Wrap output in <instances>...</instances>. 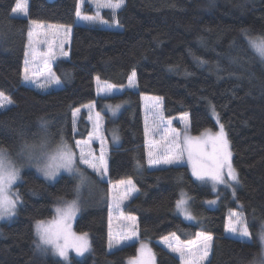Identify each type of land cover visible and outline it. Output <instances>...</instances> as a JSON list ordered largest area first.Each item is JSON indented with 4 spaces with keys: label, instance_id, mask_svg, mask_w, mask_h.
Masks as SVG:
<instances>
[{
    "label": "trees",
    "instance_id": "16d2710c",
    "mask_svg": "<svg viewBox=\"0 0 264 264\" xmlns=\"http://www.w3.org/2000/svg\"><path fill=\"white\" fill-rule=\"evenodd\" d=\"M15 2L0 0V91L14 101L0 111V148L16 159L24 143L39 144L41 138L46 146H74L88 135L90 125L82 115L75 132L73 111L95 102L107 119L109 182L131 178L139 189L124 212L137 217L141 241L150 243L156 264H180L157 240L172 233L191 240L200 231L213 236L207 264H251L259 259L257 234L264 225V62L248 47L242 30L249 37H264V0H126L116 15L122 29L76 24L78 0H29L28 15L20 17L11 13ZM103 17L112 18L109 12ZM31 21L74 26L70 57L52 66L61 79L59 88L42 92L22 80ZM133 71L137 89H126ZM97 76L119 93L97 97ZM144 94L162 98L166 117L189 113L194 136L218 130V117L240 181L235 195L226 194L218 208H210L205 201L215 193L195 179L188 164L147 167ZM106 106H119L116 116ZM114 134L118 140H113ZM77 183L70 175L49 183L34 169L22 171L14 187L22 203L14 220L0 225V264H129L138 257L141 241L108 252L107 183H98L103 191L75 223L76 233L90 235L84 258L64 262L36 249L35 222L51 219L55 207L62 205L59 198L74 199ZM184 193L192 199L198 223L185 221L176 209ZM232 210L246 218L251 242L225 236Z\"/></svg>",
    "mask_w": 264,
    "mask_h": 264
},
{
    "label": "snow or ice",
    "instance_id": "6c2138e0",
    "mask_svg": "<svg viewBox=\"0 0 264 264\" xmlns=\"http://www.w3.org/2000/svg\"><path fill=\"white\" fill-rule=\"evenodd\" d=\"M97 11L101 8L111 9L114 12L121 9L125 0H93ZM85 0H79V6L76 10V16L80 20L100 23H107L100 19L99 15H81V7ZM28 0H16L15 6L11 9V13L16 15H27ZM118 23V21H117ZM34 29L42 28L43 25L37 21H31ZM54 27V26H53ZM70 33L71 29H67ZM248 47L252 50L261 62H264V37L252 38L247 35L246 30H242ZM28 48L34 55V31L32 28L28 31ZM39 41H36L38 43ZM62 47V45H61ZM61 56L67 57L68 53L61 51ZM29 52H25L24 67L22 72V80L25 83H34L38 88L47 89L52 85H59L61 79L51 71L49 61L56 58L51 45H49L46 59L44 60V68L47 72L45 75L42 72L34 71L30 68V61L28 59ZM35 58V55H34ZM203 62V61H202ZM136 73L133 71L129 76V87H135ZM99 82V77H96ZM115 86L110 85L105 90L111 91ZM162 100V98H154ZM14 101L10 96H7L3 91H0V109H6L13 105ZM119 107V106H117ZM76 109V113H79ZM74 113V116L75 114ZM99 114H97V117ZM155 120L162 127L153 128V131H160L164 133V146L157 147L156 151L150 150L148 153L149 168H158L165 165H180L185 159V150L187 149V160L191 164L192 174L200 181H211L214 188L216 185H225L232 187V184H239V177L231 164V152L229 151L228 140L224 131V126H219V132L215 135H208L205 133L206 139L192 138L188 135V121L187 114H184L181 119L185 121L184 133L181 135L176 130H171L169 138V126L171 120L164 121L162 111L157 110L154 113ZM91 119V117H89ZM41 127H46V122L41 121ZM146 135L148 134L147 122L145 128ZM113 140H118L114 134ZM92 136L90 135L87 141H75V147L79 152L73 151V148L68 144H62L55 154H48L44 151L46 140L41 138L39 144L24 143L20 156H23L29 165L35 163V167L39 173H42L44 178L48 181H53L57 178L61 171L67 172L73 176L78 177L74 191L79 194L82 186L88 182V177L81 168L91 170L100 179H105L107 175V161L105 158V150L102 148L99 157H96L92 151H85L82 144H90ZM211 144V152L205 150V146ZM79 163V166H78ZM139 167V165H138ZM226 170V171H225ZM227 177V181L225 179ZM20 179L19 169L8 158V152L4 148H0V219L11 218L16 214L17 205L22 203L19 192H12L13 186ZM118 184L121 186L119 190L115 187L112 190V208L121 211V205L128 200L133 194H139V189L135 186L133 180L128 178L120 180ZM233 195H235V188H232ZM11 193V195H9ZM14 197V198H13ZM62 205L55 207L56 219L53 221L38 220L35 222L34 230L37 236L36 249L47 253L51 251L53 255L68 260L69 249H74L78 255H84L90 251V245L87 239L88 234L82 233L76 235L71 232V221L80 211L79 204L76 200L63 201L59 198ZM209 204L215 203L208 201ZM188 200L181 198L176 202V209L185 219L195 220V217L188 211ZM235 217L234 221L233 218ZM120 223L114 231L112 227V217L109 216V230L107 247L111 251L118 248L126 241L133 240L139 236L138 219L135 216L124 217L122 212L119 217ZM229 233L234 234L238 239L245 243L252 240V233L247 226L246 218L239 212L233 213L230 216L227 227ZM258 239L260 244L259 259L254 258L251 264H264V225L261 226ZM195 241H189L187 244L179 243V238L175 233L163 237V243L167 250L172 254H177L181 260V264H205L208 260L211 251V242L213 236L210 233H197ZM139 257L130 260L129 264H155L154 253L147 245L141 243L139 250Z\"/></svg>",
    "mask_w": 264,
    "mask_h": 264
},
{
    "label": "rangeland",
    "instance_id": "374dc122",
    "mask_svg": "<svg viewBox=\"0 0 264 264\" xmlns=\"http://www.w3.org/2000/svg\"><path fill=\"white\" fill-rule=\"evenodd\" d=\"M78 2H79V0H78ZM28 6H29V0H28ZM80 7H81V15H92V16L99 15L100 19L103 20V21H106L107 23H100L99 21L89 22V21L80 20L77 17L76 18V24L99 25V26H102V27L104 26V27L111 28V29H122V26L119 23H117L118 20H117L116 15H117L118 11H120L124 6L121 9L116 10L115 12L113 10L107 9V8H101L99 10V12H98L93 0H85V3L82 6H80ZM105 12H109L111 14V17H112L111 20L105 19L103 17V14ZM27 15H28V8H27ZM16 16L20 17V16H24V15H16ZM38 23L42 24L43 27L39 28V29H34L33 26L30 23V28H32L33 31H34L33 49H34L35 58H34L33 52L28 50V52H29L28 59L30 61V68L32 70L37 71V72H42L45 75H47V72H46V70L44 68V60L46 59V53L48 52L49 45H51V47L53 48V51L56 54V58L49 61L50 66H51V71L54 73V71L52 70V66L54 65V63L57 60H59L60 58H69L70 57V48H71V44H72L74 26H64V25L48 24V23H41V22H38ZM30 28H29V30H30ZM68 28L71 29L70 33H68V31H67ZM257 37H260V36H257ZM252 38H256V37H252ZM36 41H39V42L36 43ZM61 45H62V47H61ZM61 51L67 52L68 53L67 57L61 56V54H60ZM135 81H136V86L135 87H129V81H128L126 89L136 90L137 89V79H136V77H135ZM25 84H27V85H29V86H31V87L39 90V91H42V92H46V91H49V90H52V89H55V88H59L61 86V83H60L59 85H52L51 87H49L47 89H41V88H38L34 83H25ZM110 85H112V84L109 83V82H102V81L98 82L97 81L96 82V95H97V97L106 98V97L114 96V95L119 93L120 89H118L116 87H114L111 91H106L105 89L108 86H110ZM154 98H157V97L152 96V95H147V94L141 95L143 126H144V134H145V143H144V145H145V149H146V156H147L146 159H147V161H148V153H149V151L152 150V151L155 152L157 147H161L162 148L164 146V143H165V141L163 139L164 133H162L160 131H153V128L162 127L161 125L158 124V122L155 120V117H154V113L158 109L162 111V115H163V118H164L165 122H167L168 120H171V125L169 126V129H168L169 138H170L171 130H176V131L180 132L181 135H183L184 128H185V121L182 120L181 117L184 114H187L188 135L190 137H192L194 139L199 137V138H201V140H203V139H206L205 133H207L208 135H215V134H217L219 132V128H218V130H216V131L206 130L201 135L194 136L192 134V132H191V123H190V115H189V113H182V114L174 116V117H166L165 114H164V111H163L162 100L158 101V100H156ZM110 107L111 106H108V107L106 106V108L108 110L110 109L111 114L113 116H116V112L119 109V107L116 106L115 109H111L113 107H111V108ZM78 109L80 110L79 113H76V110L73 111V120H74V125H75V132H78L77 131V124H78V122H79V120H80L82 115H85V120L90 125V131H89L88 135L84 139H81L79 141H82V142L83 141H87L89 136L90 135L92 136V141H91L90 144H82L81 146L84 147L86 152L89 151V150L92 151V153L96 157L100 156L101 149L103 148L105 150V158L107 159V154L110 151V147H109V144H108L107 139H106V122H107L106 116L97 111L95 102L93 104H89V105L87 104L85 106H82V107H80ZM1 110H4V109H0V111ZM74 113H76L75 116H74ZM97 114H99L98 117H97ZM89 117H91V119ZM217 120H218V123H219V126H220L222 123L220 122L218 117H217ZM146 122H147V128H148V134L147 135H146V132H145ZM224 131L226 133V137H227V140H228V136H227V132H226L225 127H224ZM64 143H66V142H62V143L60 142L59 144H56L54 146H49V145L45 146L44 151L47 152L48 154H55L57 149ZM66 144L71 146L73 148V151H76L77 153L79 152V149H77L75 147V145L72 146L69 143H66ZM228 145H229V151L231 152V164H232V167L234 168L233 161H232L233 160L232 150H231V146H230L229 140H228ZM205 150L208 151V152H211V144L206 145L205 146ZM185 152H187V149L185 150ZM184 155H185L184 162L182 164H180V165L188 164L189 167H190V170L192 172V167H191V164L187 160L186 153ZM8 158L15 164L16 168H18L19 172H20V179L16 182V184L13 186V188L11 190L12 192H14V187L21 180L22 171L24 169H27V168L34 169L35 171H37V169L35 167V163H33L32 165H29L27 160L23 156H20L19 154H17V158L15 159L14 157H12L8 153ZM78 166H79V163H78ZM166 166H173V165H165V166H161V167H166ZM147 167L149 168L148 163H147ZM161 167H158V168H161ZM149 169H151V168H149ZM81 171L85 172V175L88 177V182H87L86 185L81 187L79 194L76 193V197L74 199H72V200H76L77 201V203L79 204V208H80V211L76 214L74 219L71 221V232L72 233H75L76 235L82 234V233H76L75 223H76L77 218L82 213V211H84L85 209H88L89 207L93 206L94 205V201L97 199V195L101 194V192L103 191V189L101 187H98V183H107L108 184V198H109V200H108L109 201L108 202V230H109V216L110 215L112 217V227H113L114 231L117 229V226L120 223L119 217L121 215V212H122L124 217L134 216V215H130V214L125 213L124 212V208H125L126 204L129 203V201H131L137 194H133L128 200L124 201V203L121 205V211H117L114 208H112V190H113L114 187L117 190H119L121 186L118 184L119 181H117L115 183H110L109 182L108 167H107L106 178L103 179V180L100 179L99 177H97L95 174H93L91 172V170H89V169H86V168L82 167ZM39 174L44 178L42 173H39ZM62 175L73 176V175H71V174H69L67 172L61 171L59 173V175L57 176V178L55 180H53V181H48L45 178L44 179L47 182H49V183H54ZM74 177L78 181V177H76V176H74ZM195 179H196V177H195ZM225 179L227 181V177H225ZM197 181L199 183L203 184V185L209 186L213 190V192L215 193V197L205 201L206 205L208 207H210V208H218L220 206V204L222 203V201L224 200V197L226 196V194H231L232 195V193H233L232 188H235V191H236L237 188L239 187V184H232L231 188L230 187H226L225 185H216L215 188H214V186H213L211 181H200V180H197ZM100 190H102V191H100ZM9 195H11V193H9ZM182 197L188 200V205H187L188 211L195 217V220H187V219L184 218V216L180 212H178L179 215H181L185 219V221H187V222L198 223L199 219L194 215L193 210H192V204H191L192 199H191V197L189 195H187L186 193H184L181 196V198ZM99 200H100V198H99ZM208 201H214L215 203L209 204ZM17 209H18V205H17V208H16V214L14 216H12L11 218L0 219V225L2 223H5V222H12L15 219L16 215H17ZM236 212H239V211L238 210H232L228 214L227 221H226V228H225V236H228V237H231V238H235L239 243H243L242 240L238 239L234 234L229 233L227 231V227H228V224H229L230 216H232V214L236 213ZM243 217H244V215H243ZM232 218H233V221H234L235 217H232ZM54 219H56V213L51 219H48V220H45V221H49L50 222V221H53ZM201 232H203V231H200L198 233H201ZM203 233H205V232H203ZM168 236L170 237V235H168ZM196 238H197V236H195V238L191 239V240H181L179 238V243L187 244L189 241H195ZM87 239H88V242H89V245H90V235L89 234L87 236ZM170 239H171V237H170ZM141 240L142 239L140 238V236H138V238H134L133 240L126 241L123 245H121L118 248L130 245V244H132L134 242H139ZM141 243L147 245L148 248H150L151 251H152V248H151V245H150L149 242L141 241ZM141 243H140V245H141ZM156 243L160 244L162 247H164L167 250L166 245H164V243H163V239L157 240ZM212 246H213V240L211 242V251H212ZM118 248H114L113 250L118 249ZM139 250H140V248H139ZM111 251L108 250V252H111ZM167 251H169V250H167ZM211 251L209 253L208 260L205 262V264H207L208 261L210 260ZM49 252L51 253V251H49ZM152 253H153V251H152ZM85 255H86V253L84 255H82V256L78 255L75 252L74 249L70 248L69 252H68V260L67 261H65L63 258L58 257L56 255H53V256L63 260L64 262H68L70 260V257H76V258H80L81 259V258H84ZM139 255H140V253H139ZM139 255H138V257H139ZM173 255H175L180 260V258H179V256L177 254H173ZM155 264H156V260H155ZM180 264H181V260H180Z\"/></svg>",
    "mask_w": 264,
    "mask_h": 264
},
{
    "label": "crops",
    "instance_id": "0c3cea01",
    "mask_svg": "<svg viewBox=\"0 0 264 264\" xmlns=\"http://www.w3.org/2000/svg\"><path fill=\"white\" fill-rule=\"evenodd\" d=\"M118 137V136H117ZM118 139H119V137H118ZM151 169H156V168H151Z\"/></svg>",
    "mask_w": 264,
    "mask_h": 264
}]
</instances>
